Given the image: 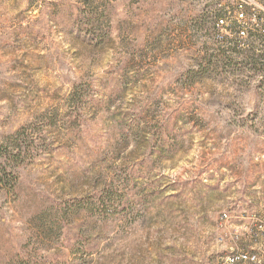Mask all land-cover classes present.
Wrapping results in <instances>:
<instances>
[{
	"label": "rangeland",
	"instance_id": "obj_1",
	"mask_svg": "<svg viewBox=\"0 0 264 264\" xmlns=\"http://www.w3.org/2000/svg\"><path fill=\"white\" fill-rule=\"evenodd\" d=\"M256 4L0 0V139L56 122L0 194V264H217L222 213L264 217Z\"/></svg>",
	"mask_w": 264,
	"mask_h": 264
},
{
	"label": "built area",
	"instance_id": "obj_2",
	"mask_svg": "<svg viewBox=\"0 0 264 264\" xmlns=\"http://www.w3.org/2000/svg\"><path fill=\"white\" fill-rule=\"evenodd\" d=\"M264 13V7L256 4ZM235 19H263L259 15L248 12L247 3H241L236 10ZM250 33L241 29L239 37L246 41ZM218 242L224 246L225 252L217 264H264V217L248 214L240 219L222 213L219 221Z\"/></svg>",
	"mask_w": 264,
	"mask_h": 264
},
{
	"label": "trees",
	"instance_id": "obj_3",
	"mask_svg": "<svg viewBox=\"0 0 264 264\" xmlns=\"http://www.w3.org/2000/svg\"><path fill=\"white\" fill-rule=\"evenodd\" d=\"M52 118L42 121L44 128L41 131L29 124L0 139V194L13 193L20 180L19 169L46 153L44 133L46 128L56 124Z\"/></svg>",
	"mask_w": 264,
	"mask_h": 264
}]
</instances>
